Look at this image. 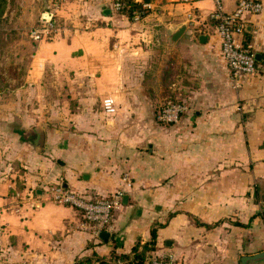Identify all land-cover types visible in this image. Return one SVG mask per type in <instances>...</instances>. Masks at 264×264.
<instances>
[{
    "label": "crops",
    "instance_id": "obj_1",
    "mask_svg": "<svg viewBox=\"0 0 264 264\" xmlns=\"http://www.w3.org/2000/svg\"><path fill=\"white\" fill-rule=\"evenodd\" d=\"M112 1H12L31 54L0 116V264H124L112 253L131 259L152 229L143 264H264V0L241 17L255 70L237 79L213 0H131L146 11L131 15ZM219 4L231 13L237 1ZM55 79L64 100L40 114L37 87L56 91ZM166 102L186 107L175 123L160 119ZM57 187L87 200L121 192L106 239L81 229Z\"/></svg>",
    "mask_w": 264,
    "mask_h": 264
},
{
    "label": "built area",
    "instance_id": "obj_2",
    "mask_svg": "<svg viewBox=\"0 0 264 264\" xmlns=\"http://www.w3.org/2000/svg\"><path fill=\"white\" fill-rule=\"evenodd\" d=\"M65 1L51 0L52 8H57ZM188 1L194 3L201 0ZM213 1L216 4V9L210 16L217 22L216 29L220 39L221 55L231 75L234 79H237L240 76L252 74L255 70L253 55L247 47L238 42L236 35L242 29L241 17L246 13H259L262 10L261 3L257 0H236L235 10L231 13H225L220 7L219 0ZM123 7L124 4L119 1L114 4L116 10H121ZM49 25H51L50 21ZM31 35L34 39L41 37V33L37 30L33 31ZM235 85L238 86L237 81H235ZM101 104L104 112H114V103L110 97L104 98ZM185 111L186 107L183 104L166 102L160 111V119L166 123H175ZM52 198L56 202L79 209L83 217V222L80 225L81 229L97 236L106 228L112 210L118 207L121 192L109 197L87 200L78 193L57 187L53 189ZM150 264H172V261L152 260Z\"/></svg>",
    "mask_w": 264,
    "mask_h": 264
},
{
    "label": "rangeland",
    "instance_id": "obj_3",
    "mask_svg": "<svg viewBox=\"0 0 264 264\" xmlns=\"http://www.w3.org/2000/svg\"><path fill=\"white\" fill-rule=\"evenodd\" d=\"M8 3V16L6 17V24L12 23V20H9V15L11 17V13L13 10V2L14 0ZM119 0L112 1V6L118 2ZM140 11H143V9L134 11L137 13H140ZM15 33L12 35V40L9 41V43L0 44V116L5 112H7L8 109H11L14 105V103L17 104L19 96L16 98V94L13 92H10V90H14V88L20 87L22 84H24L25 79L24 75L28 68V61L31 54V48L28 46V41H26V37L24 34L21 33V31L14 29ZM7 33V31H5ZM7 36L4 35V39ZM58 81V80H57ZM55 79V82H57ZM62 86V81H59L54 84V88L56 91H52L50 87H47V89L44 86L37 87V94H36V101L38 102V106H40V114L47 113L45 103L49 101H53L54 99H57L60 101V99L64 100V95L60 93ZM29 90L24 87L22 88V96L21 101L25 102L28 101L29 98ZM33 97V94H32ZM4 107V110H3ZM57 112V111H55ZM59 116V115H58ZM56 119V118H55Z\"/></svg>",
    "mask_w": 264,
    "mask_h": 264
},
{
    "label": "trees",
    "instance_id": "obj_4",
    "mask_svg": "<svg viewBox=\"0 0 264 264\" xmlns=\"http://www.w3.org/2000/svg\"><path fill=\"white\" fill-rule=\"evenodd\" d=\"M149 0H143V2H148ZM119 2L124 4V7L119 10L127 15H131V13L133 11H138L142 9V3L138 4L135 2H132L131 0H119ZM8 6V0H0V44H4L5 43H9V41L12 40V35L15 33L13 30V25L12 23L10 24H6V20L4 18V14L6 13V9ZM5 31H7V33H5ZM4 35L7 36L4 39ZM32 45H34V43H31ZM28 46L30 47V42L28 43ZM15 88V87H12ZM156 238V230L152 229L151 230V240L148 243H145L143 245H140L139 242H137L133 248H132V253H133V257L130 259L128 258L126 255H115L114 253H112L113 258H118L125 261L124 264H143L145 263L146 260V253L147 251L151 252L153 249V240H155ZM150 262V261H149ZM101 264H108L106 262H103Z\"/></svg>",
    "mask_w": 264,
    "mask_h": 264
},
{
    "label": "water",
    "instance_id": "obj_5",
    "mask_svg": "<svg viewBox=\"0 0 264 264\" xmlns=\"http://www.w3.org/2000/svg\"><path fill=\"white\" fill-rule=\"evenodd\" d=\"M176 36H178V33L174 34V35H173V38H176ZM99 237H100L101 239H106V238L108 237V233L105 232V231H102V232L99 234Z\"/></svg>",
    "mask_w": 264,
    "mask_h": 264
}]
</instances>
